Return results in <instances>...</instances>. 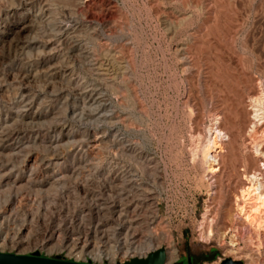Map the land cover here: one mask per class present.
<instances>
[{
  "label": "rangeland",
  "instance_id": "374dc122",
  "mask_svg": "<svg viewBox=\"0 0 264 264\" xmlns=\"http://www.w3.org/2000/svg\"><path fill=\"white\" fill-rule=\"evenodd\" d=\"M24 92L35 105L10 122L28 143L0 149V251L264 264L241 211L264 176V0H0L3 117Z\"/></svg>",
  "mask_w": 264,
  "mask_h": 264
},
{
  "label": "bare ground",
  "instance_id": "6f19581e",
  "mask_svg": "<svg viewBox=\"0 0 264 264\" xmlns=\"http://www.w3.org/2000/svg\"><path fill=\"white\" fill-rule=\"evenodd\" d=\"M33 43V42H32ZM26 45V44H25ZM31 44L28 43L26 45L30 46ZM29 48V47H28ZM27 50V49H26ZM29 50V49H28ZM8 70V69H7ZM10 71V70H9ZM12 71V70H11ZM5 73V72H4ZM7 73V71H6ZM11 73V72H10ZM18 75V74H17ZM22 75V74H21ZM2 76V75H1ZM4 76V74H3ZM8 76V75H7ZM24 77V75H23ZM18 78V77H17ZM20 78V76H19ZM22 79V78H21ZM19 79V80H21ZM29 80V79H28ZM21 82V81H20ZM19 82V83H20ZM22 86V85H21ZM73 88V87H72ZM67 89V88H64ZM71 90V89H70ZM70 90H66L69 91ZM75 90V89H73ZM77 90V89H76ZM229 90V89H228ZM63 91V89H62ZM80 91V90H79ZM85 91V90H84ZM96 91V90H95ZM54 92V91H53ZM74 92V91H73ZM77 93H79L77 91ZM30 94V93H29ZM52 94V93H51ZM75 94V93H74ZM73 94V95H74ZM232 94V93H231ZM34 95V94H33ZM62 95V94H61ZM98 95V94H97ZM76 96V94H75ZM74 96V97H75ZM95 96V92L90 91L87 94L88 99H95L97 97ZM32 97V96H31ZM79 97V96H78ZM85 97V96H84ZM226 97V96H225ZM77 98V97H76ZM80 98V97H79ZM83 98V97H82ZM35 99V98H34ZM33 97L30 99L28 97L27 93H20V95L18 96V98L11 104V106H9V108L5 107L7 109L6 113H5V117H3L0 114V149L5 147V146H11V147H15V148H21L25 143V141H18L20 140V138H22L21 136L25 135L26 133V129L24 127L18 126V125H14L11 121V115H15L13 117H15V119H13V121H17L16 117H22L24 115V111L27 110H31L33 108V106L35 105ZM58 99V98H57ZM60 99V97H59ZM78 99V98H77ZM86 99V100H88ZM75 100V99H74ZM79 100V99H78ZM82 100V99H81ZM74 102V101H73ZM80 102V101H79ZM87 102V101H86ZM93 102V101H92ZM84 103V100H83ZM3 106V105H2ZM1 107V106H0ZM3 107L0 108V111H3ZM32 111V110H31ZM1 113V112H0ZM29 114V113H28ZM33 118V116H32ZM22 120L20 119V122ZM57 122L53 123L51 126L52 131L55 133V131H57L58 129V125L56 124ZM28 129V128H27ZM60 130V129H59ZM28 131V130H27ZM31 131V130H29ZM33 131V130H32ZM34 132V131H33ZM31 133V132H30ZM30 135V134H29ZM33 136V135H32ZM216 136H214L215 138ZM31 138V136H30ZM212 138V139H214ZM34 140V139H33ZM216 140V139H215ZM231 142V141H229ZM213 143L215 144L216 148H220V144L216 143L215 141H213ZM232 148V147H231ZM209 148H207L204 152L205 156H209ZM225 150V149H224ZM218 152V151H217ZM264 152V151H263ZM232 156V155H231ZM211 157V156H210ZM252 160V159H251ZM250 160V161H251ZM259 160V159H258ZM248 161V160H247ZM249 163V162H248ZM221 165V164H220ZM240 165V164H239ZM262 165L264 166V162L262 163ZM218 166V165H217ZM209 170L211 172H215L217 171V167L216 166H210L209 165ZM220 168V167H219ZM261 173H252L249 176V181H248V185L243 187L242 189V200H243V204L244 206L242 207L241 211L243 212V214H245V222L247 221V223L251 226H253L255 229L257 228H263L264 227V216H257L256 217V213L262 215L260 212V209L263 210L262 212H264V176L260 177ZM247 181V180H246ZM244 183V182H243ZM238 199V198H237ZM245 206H248L247 211L245 212L246 208ZM241 208V207H239ZM257 214V215H258ZM203 226V225H202ZM264 229V228H263ZM210 232V231H209ZM258 232V231H257ZM210 234V233H209ZM163 237V236H162ZM148 243H145L143 248L141 247V249H144L145 251H148L150 248V242L152 241L150 238H148ZM171 243V242H170ZM172 245V244H171ZM164 248V247H163ZM165 250V254H166V264H168L167 262H173L176 260L177 258V251L176 249L173 247L168 251H166V248H164ZM149 252V251H148ZM130 256H134V254L130 255ZM246 256H249L246 255ZM97 258H101V256H96ZM137 257V256H136ZM111 260H114V257L111 256L110 258Z\"/></svg>",
  "mask_w": 264,
  "mask_h": 264
},
{
  "label": "water",
  "instance_id": "95a60500",
  "mask_svg": "<svg viewBox=\"0 0 264 264\" xmlns=\"http://www.w3.org/2000/svg\"><path fill=\"white\" fill-rule=\"evenodd\" d=\"M166 254L163 247L153 249L146 253L143 257H129L121 262L115 264H166ZM0 264H91L82 263L71 260H65L59 255L53 257L41 256L39 252L33 251L28 254H17L11 252L0 251ZM186 264H190V257L187 252ZM217 264H242L240 260H233L231 258H224Z\"/></svg>",
  "mask_w": 264,
  "mask_h": 264
},
{
  "label": "built area",
  "instance_id": "2783aa9c",
  "mask_svg": "<svg viewBox=\"0 0 264 264\" xmlns=\"http://www.w3.org/2000/svg\"><path fill=\"white\" fill-rule=\"evenodd\" d=\"M146 255V254H145ZM145 255H143V256H145ZM41 256H44V255H41ZM55 256V255H54ZM59 256H61V255H59ZM143 256H141V257H143ZM46 257H48V256H46ZM53 257V256H52ZM62 257V256H61ZM140 257V256H139ZM64 258V257H63ZM65 259V258H64ZM65 260H67V259H65ZM71 261H74V260H71ZM76 262H78V261H76ZM89 261H83L82 263H88ZM89 263H91V262H89ZM92 264V263H91Z\"/></svg>",
  "mask_w": 264,
  "mask_h": 264
}]
</instances>
